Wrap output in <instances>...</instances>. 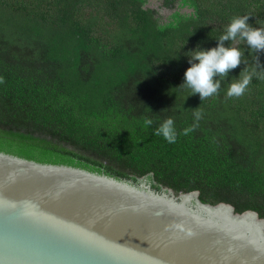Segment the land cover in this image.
I'll return each mask as SVG.
<instances>
[{"label": "trees", "instance_id": "16d2710c", "mask_svg": "<svg viewBox=\"0 0 264 264\" xmlns=\"http://www.w3.org/2000/svg\"><path fill=\"white\" fill-rule=\"evenodd\" d=\"M170 2L190 14L161 21L145 0H0V151L132 181L151 174L153 189L196 191L264 219V78L226 96L254 57L238 45L248 63L215 97L179 88L185 53L215 47L237 16L264 27V0ZM253 55L264 70V52ZM198 107L187 136L169 144L153 134L169 116L182 132Z\"/></svg>", "mask_w": 264, "mask_h": 264}, {"label": "water", "instance_id": "95a60500", "mask_svg": "<svg viewBox=\"0 0 264 264\" xmlns=\"http://www.w3.org/2000/svg\"><path fill=\"white\" fill-rule=\"evenodd\" d=\"M0 151V264H264V219Z\"/></svg>", "mask_w": 264, "mask_h": 264}, {"label": "clouds", "instance_id": "9594fccd", "mask_svg": "<svg viewBox=\"0 0 264 264\" xmlns=\"http://www.w3.org/2000/svg\"><path fill=\"white\" fill-rule=\"evenodd\" d=\"M250 17L252 16L243 15L232 18L225 31L215 39V47L203 49L197 45L196 48L185 53L190 66L185 70L183 83L179 88L187 89L189 96L198 95L201 101L217 96L228 74L241 63L245 65L248 63L244 59L243 50L238 46L241 44L245 45L254 57V67L245 68L243 74L240 73L238 78L232 79L234 82L229 84L226 96L239 98L246 93L254 78H264V70H260L258 57L253 55L264 52V27L250 25L248 23ZM230 44L233 46H229ZM179 110H183L182 106ZM190 111L193 123L184 128L182 132H178L174 118L169 116L154 129L153 134L162 137L169 144L175 143L178 135L187 136L199 127V122L203 117L199 107ZM153 123L152 118L146 117L143 120L145 128L152 127Z\"/></svg>", "mask_w": 264, "mask_h": 264}, {"label": "rangeland", "instance_id": "374dc122", "mask_svg": "<svg viewBox=\"0 0 264 264\" xmlns=\"http://www.w3.org/2000/svg\"><path fill=\"white\" fill-rule=\"evenodd\" d=\"M146 7H153L159 11L161 21L168 22L171 19L172 14L178 13L179 15H189L191 9L179 5V3L170 4L165 3V0H145Z\"/></svg>", "mask_w": 264, "mask_h": 264}]
</instances>
